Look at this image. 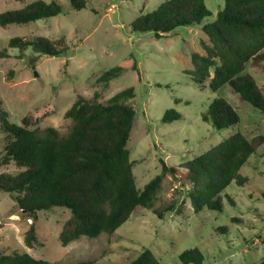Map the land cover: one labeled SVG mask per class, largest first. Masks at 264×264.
<instances>
[{
    "label": "rangeland",
    "instance_id": "obj_1",
    "mask_svg": "<svg viewBox=\"0 0 264 264\" xmlns=\"http://www.w3.org/2000/svg\"><path fill=\"white\" fill-rule=\"evenodd\" d=\"M35 1L0 0V13L23 9ZM56 1L64 7L60 15L0 27V110L7 112L11 123L21 124L28 117L31 129L52 127L66 133L71 121L65 112L79 96L105 103L119 91L133 87L135 97L128 103L136 116L127 148L136 187L143 190L162 174L161 158L179 174L164 173L152 207L137 209L114 233L82 236L65 247L59 235L71 218L68 209L37 212L36 240L30 248L25 242L32 223L30 214L22 211L8 192L0 190L1 253H28L51 264L88 260L129 264L149 249L161 264H183L180 254L198 247L204 255L202 264H264V144L242 167L244 184L233 181L223 191L221 212L204 209L195 213L189 199L192 186L181 178L189 160L233 134L240 132L248 139L264 135V114L241 101L229 86L214 92L210 80L200 87L186 74L193 69L192 53L205 55L203 44L209 40L202 26L215 20L224 0H205L212 16L200 25L178 27L162 38L135 31L132 23L165 0H86V7L80 10L72 9L68 0ZM34 36L64 39L70 46L69 54L54 57L31 49L22 54L8 45L14 37ZM117 66L124 69L123 74L103 88L97 79ZM246 71L264 89V70L248 64ZM218 97L235 108L238 124L216 130L202 120V114ZM167 111H175L181 118L164 122ZM1 124L0 120V157L6 138ZM23 170L13 162L0 165V174L15 175Z\"/></svg>",
    "mask_w": 264,
    "mask_h": 264
},
{
    "label": "trees",
    "instance_id": "obj_2",
    "mask_svg": "<svg viewBox=\"0 0 264 264\" xmlns=\"http://www.w3.org/2000/svg\"><path fill=\"white\" fill-rule=\"evenodd\" d=\"M68 1L72 9L86 7V0ZM63 12L59 1L37 0L23 9L0 13V27L48 19ZM210 16L212 12L205 0H165L153 11L137 17L132 25L135 31L152 32L162 38L178 27L200 25ZM202 31L209 40L203 44L205 55L192 53L193 69L186 74L200 87L210 80L214 92L229 86L241 101L264 114V89L246 71L248 64L264 70V0H224L223 9L214 21L203 24ZM8 45L22 54L31 49L56 57L67 56L70 51L64 39L53 41L40 36L14 37ZM123 72L122 67H113L104 71L97 82L107 88ZM134 97L133 87L119 91L105 103L79 96L65 112V118L71 121L66 133L52 127L31 129L28 117L21 124L11 123L7 112L0 110L1 130L6 134L0 165L13 162L24 168L15 175L0 174V190L8 192L19 208L31 216L32 223L25 234L28 247L32 248L36 240L39 211L57 207L70 211L71 218L59 235L65 247L82 236L96 238L102 233H114L137 209L152 207L164 173L179 174L161 158L162 174L150 180L143 190L136 187L127 148L136 116L128 101ZM180 118L177 112L167 111L163 121ZM202 120L216 130H224L238 124L240 117L225 98L218 97L202 114ZM263 144L264 135L248 139L238 132L189 160L181 178L192 186L189 199L194 212H221L223 191L233 181L244 184L240 171ZM261 195L264 199V191ZM229 200L233 203L232 198ZM179 259L183 264H202L204 255L195 247L183 251ZM0 264L51 263L28 253L8 255L0 250ZM129 264L161 263L152 251L144 249Z\"/></svg>",
    "mask_w": 264,
    "mask_h": 264
}]
</instances>
